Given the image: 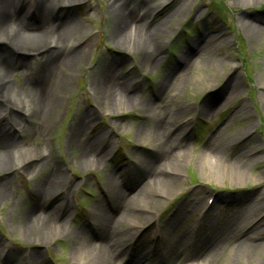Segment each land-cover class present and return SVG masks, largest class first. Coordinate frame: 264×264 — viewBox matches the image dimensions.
Returning <instances> with one entry per match:
<instances>
[{
	"label": "rangeland",
	"instance_id": "1",
	"mask_svg": "<svg viewBox=\"0 0 264 264\" xmlns=\"http://www.w3.org/2000/svg\"><path fill=\"white\" fill-rule=\"evenodd\" d=\"M35 1L11 0V10L23 14ZM52 1L49 23L75 19L61 49L69 41L83 58L59 67L55 77L66 83L53 90L55 104L44 119L24 120L14 126V136L8 130L15 159L0 166V183L9 194L0 202V264H28L30 253L42 264H84L75 259L86 261L87 253L78 251L70 234L28 227L23 213L33 205L34 184L63 177L64 185L54 188L57 194L43 207L55 208L66 190V229L95 240L102 237L95 209L117 213L116 194L128 197L152 160L154 174L171 182L146 176L149 184L127 208L133 217L115 224L116 232H125L120 249L130 239L122 264L142 256L145 264H264V0ZM123 3L148 26H129L113 40L112 13ZM23 16L30 20L31 14ZM49 40L24 46L37 51L16 53L0 41V56H15L10 91L0 93V119L11 109L7 103L31 104L28 85L46 57L40 47ZM155 50L151 65H142V53ZM106 63L132 96L120 108L108 104L114 94L99 83ZM166 76L170 84L162 92ZM157 124L170 142L155 146L150 134L136 131ZM180 134L185 141L177 140ZM90 140L98 149L97 164L82 159ZM182 151L189 156L177 158ZM244 215L248 223L263 222L261 230L240 228L239 236L224 238L227 231L218 227Z\"/></svg>",
	"mask_w": 264,
	"mask_h": 264
},
{
	"label": "bare ground",
	"instance_id": "2",
	"mask_svg": "<svg viewBox=\"0 0 264 264\" xmlns=\"http://www.w3.org/2000/svg\"><path fill=\"white\" fill-rule=\"evenodd\" d=\"M76 1L77 0H63L62 3L71 5ZM54 3L52 0H36L33 6L30 7V10L25 13L22 12L25 15L28 12L31 14L29 20L26 19L25 16H23V14L20 12H14L11 10V0H0V41L4 44L10 45L13 53H16L17 51H37L39 48L29 50L24 48V46L38 45L41 39L44 37L50 39L49 42L44 43L40 47V50L45 51L46 57L45 59L43 58L44 62L40 66L39 71L35 73L36 76L32 75L31 82L28 85L31 94L33 95L31 104H27V102L25 105L19 108L7 103L8 106H11V109L8 111V115L6 114L3 119H0V166L2 167L10 164L9 157H13L11 160L15 159L14 150H12V147L10 149L11 143L8 130L10 131V128L12 127L14 136V126L19 127L22 122H25L24 120L28 121L29 119H44L48 114L49 108L55 104L56 97L54 96L55 94H53V90L55 88L62 87L66 83L62 77H55L56 74H58L57 71L59 70V67L73 64L83 58V54L69 48V41L65 40L67 44H65V47L61 49L60 41L65 36V34L69 32V27L72 24H75V19L73 17H67L65 22L49 23L50 21H47V13L50 9H52ZM112 17L115 21V28H113V31H111V37L113 40H115L117 37L121 38L119 35L122 34L124 29L129 28V26H134L135 29H144L148 26L143 18H138L134 15L133 10L127 6V3L121 4V7L117 6V10L112 13ZM124 39L125 37H122V40ZM150 44L146 48L151 50L152 45ZM67 47L68 52L65 50ZM156 57V50L154 51V54L151 51L143 52L140 56V62L142 65L150 66L152 60H154ZM14 58L15 56L11 54H4L0 56V93L5 96L9 93L10 87L12 86L8 77V73L11 68V64L13 65L14 63ZM15 64L19 65L17 60L15 61ZM111 69L113 71L114 68L110 63H106L101 67V81L99 83L104 92L112 91L111 94H114L110 99L107 97L104 99V101L107 102L106 100L109 99L108 104H115L118 108H120L126 102L131 101L129 99L131 95L127 94V90L125 91L126 87L123 84L113 79L114 77L110 73ZM164 80L166 83H159L160 90L162 92L165 90L166 85L170 84V77L166 76ZM126 99L128 101H126ZM137 103L141 106H144L145 108L148 106V104L143 101H137ZM19 110H22L21 113L23 112V117L18 116ZM153 115L157 116L156 113ZM78 124H81V122H78ZM136 131L138 134H144L145 132L150 134L155 140V146L156 143L159 146L162 143L165 144L170 142L172 137L169 134L165 135L164 127L158 124L153 128H140ZM176 138L177 140L185 141L186 136L180 134L177 135ZM33 150L34 148L31 149V152ZM164 154L165 153H163V155ZM159 155L162 157L160 153ZM186 155H188V153L186 151H182V154L177 155V158L182 156L185 157ZM82 159L89 162L90 164H97L96 162L100 159V156H98V149L95 146L94 140H90L85 143V146L82 148ZM150 164H155V161L152 160V163ZM150 164L147 172H145L146 176L152 177L157 182L166 184L171 182L170 179H161V177H158L156 174H154L152 168L153 165L151 166ZM146 176L144 178L145 181L147 178ZM144 179L137 182L133 188H131V192H127L126 195H128V197H125V195H123L124 193L121 191L116 194L117 197L115 201L117 213L114 215L103 209H95L94 216L97 218L99 230L102 232V237H98V239H95L96 241L93 238H87L85 235L82 237L79 235V233H75V231L72 232L66 229L65 225L68 222V216L66 213L67 210L65 209L66 190L62 192L63 198L57 202L55 208L48 209L43 207L45 199L51 195L55 196L54 194H57V192H54L56 186L61 188L64 185V178L60 175L48 177L45 180L43 179L40 183L36 182L34 184L36 189L34 192L33 205L30 207V209H28V211L23 213L24 219L27 222L28 227L31 226L36 231L46 232L47 234L62 231V233L70 234L72 237L76 238L78 240V251H81V254L87 253L85 254V257H87L86 261L83 260L82 256H80L75 259L76 262L82 261L84 264H120L124 260L123 257L126 254L124 250L128 248V240L130 239H127L126 242H123L122 245L124 246L120 249V245H118L117 242H120V240L124 241L123 237H125V232H123L121 229L116 232L115 224H118L123 217H133L127 208L130 200H135L141 196L146 185L149 184V182L144 183ZM59 188L57 189L59 190ZM173 191H175V189L172 190V192ZM8 195V191L2 186V183H0V202L8 198ZM180 216L181 215L177 217L178 221L181 218ZM238 217L239 220H237V222L235 220L233 221L229 219L226 222H223L220 227H218L227 231V234L225 233L224 238H228L229 235L239 236V234H241L239 233L241 232L240 228L243 229L244 232L261 230L260 226L263 222L261 223L260 220H257L255 223L251 224V222L248 223L246 221L245 215ZM173 220L175 221L176 219ZM243 222L245 223L242 224ZM210 224L213 226V228H215V222H211ZM117 229H119V227ZM242 242L243 241H241V243ZM146 260L147 258L142 256L137 258L133 263L131 262L129 264H145ZM207 260L208 259H204L198 264H205ZM41 261L42 259H40L36 254L30 253L29 260L27 262L28 264H42ZM5 264L10 263L6 262Z\"/></svg>",
	"mask_w": 264,
	"mask_h": 264
}]
</instances>
